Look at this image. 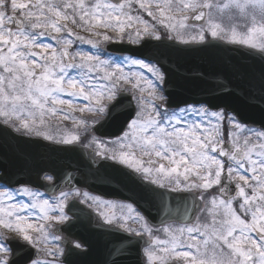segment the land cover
Masks as SVG:
<instances>
[{"label": "snow or ice", "instance_id": "1", "mask_svg": "<svg viewBox=\"0 0 264 264\" xmlns=\"http://www.w3.org/2000/svg\"><path fill=\"white\" fill-rule=\"evenodd\" d=\"M232 9L264 20V0H0V142L23 161L0 154V264H74L78 228L104 238L97 264H264V24L217 22ZM216 44L244 59L181 71L180 46Z\"/></svg>", "mask_w": 264, "mask_h": 264}, {"label": "water", "instance_id": "2", "mask_svg": "<svg viewBox=\"0 0 264 264\" xmlns=\"http://www.w3.org/2000/svg\"><path fill=\"white\" fill-rule=\"evenodd\" d=\"M180 47L184 48L187 53L181 60V63L184 66L181 71L183 72L185 70H190L188 74L192 76H195L199 72L203 71L208 74L209 78H212L214 75L218 74L215 70L218 68H222L229 58L232 59L234 62L242 61L244 59V57L242 56V51L244 47L237 44H216L212 47H201L197 45ZM119 49L120 46H117L115 48H110L109 51L118 54ZM247 62L252 63V61ZM180 83L182 86L174 89L172 93V98L177 102L185 99L191 100L192 98H194V95L199 90V88L206 87V85L199 84V82L195 80L187 82V85H185L184 81H181ZM114 131L115 128L111 127L105 129L103 138L108 139ZM26 150L28 152L34 153L45 152L42 147L36 145H29L27 146ZM0 154H3V156L6 158V162L9 165H17L23 163L22 160L17 159L18 153L16 152L14 145L9 146L8 144L0 142ZM113 174V170L110 168L101 169V176H112ZM85 190L92 191L94 194L118 192L119 195L116 197H106L117 199H125L126 197L133 194L132 191H129L123 186L122 183L117 181L105 182L104 180H97L95 182L94 188ZM190 204V200L187 203L183 200L180 201L181 211L187 212L188 215L192 216V220L194 221L196 214L198 213L199 208L201 206V203L197 197L198 206L196 207V213L187 211ZM173 207H175V202L173 203ZM158 221L159 217H157V222ZM76 231L77 235L80 238L88 242V244L90 245V252L84 257H74V264H97V261L99 260V254L103 248L104 238L98 236L87 228H78ZM139 247L142 248L143 245H140ZM130 261L132 262V264H144L142 256L133 255L130 258Z\"/></svg>", "mask_w": 264, "mask_h": 264}, {"label": "rangeland", "instance_id": "3", "mask_svg": "<svg viewBox=\"0 0 264 264\" xmlns=\"http://www.w3.org/2000/svg\"><path fill=\"white\" fill-rule=\"evenodd\" d=\"M253 15L251 11H249L246 15L242 14L238 9H232L230 10L227 15L224 17V19L217 20V22L223 23L228 26V28L236 27L237 31L240 33H247V29L249 27H259L261 24H264V20L260 19V16L258 13L255 14V25H253ZM145 18L150 19L146 16ZM162 34L167 36V33L164 29H161ZM87 35V34H84ZM257 40L261 39V37L257 36ZM88 46H85L87 48ZM67 98V97H65ZM77 116L81 115L79 113L76 114ZM84 115H93L91 113H86ZM49 123L53 129L62 130V131H70V132H76L77 134H83L82 129L75 128L73 122L71 120H64L63 116L60 114H57L56 116L48 117ZM56 124H53L55 123ZM52 123V124H51ZM204 207L203 203L201 204V208ZM163 238V237H162ZM147 262V261H146Z\"/></svg>", "mask_w": 264, "mask_h": 264}]
</instances>
